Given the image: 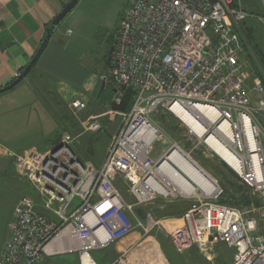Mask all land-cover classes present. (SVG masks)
<instances>
[{
	"label": "built area",
	"instance_id": "2783aa9c",
	"mask_svg": "<svg viewBox=\"0 0 264 264\" xmlns=\"http://www.w3.org/2000/svg\"><path fill=\"white\" fill-rule=\"evenodd\" d=\"M263 18L244 11L240 0H132L101 78L115 85L118 105L126 91H131L132 105L123 115L104 162L98 168L81 161L71 148L74 139L69 135L45 153L10 152L17 174L36 190L44 213L32 198L20 199L0 264H46L49 257L67 254L78 255L80 264H97L93 252L107 249L137 228L148 235L159 226L150 221V214L145 221L139 220L135 211L168 197L158 185L171 188L173 197L186 196L160 171L179 147L153 119L158 112L173 115L187 136L257 196L264 226V79L243 62L247 44L241 28ZM86 107L79 99L70 104L74 113ZM175 107L193 116L203 128L202 135L175 114ZM100 129L98 122L87 128L90 132ZM162 140L172 143L154 158V144ZM120 181L132 202L121 195ZM223 194L218 187L211 195L194 197L180 218L183 225L167 233L175 252L183 254L193 247L206 252L221 243L234 251L229 264H264V235L258 233L260 221L251 215L258 209L222 205Z\"/></svg>",
	"mask_w": 264,
	"mask_h": 264
},
{
	"label": "crops",
	"instance_id": "0c3cea01",
	"mask_svg": "<svg viewBox=\"0 0 264 264\" xmlns=\"http://www.w3.org/2000/svg\"><path fill=\"white\" fill-rule=\"evenodd\" d=\"M69 1L0 0V87L11 84L17 79L16 75L20 76L23 73L41 46L46 30ZM90 3L89 0L79 1L76 8H80V11L70 19L71 13L63 22L28 77L13 90L0 95V170L4 173L7 172L9 164L11 165L9 159L11 151L23 149L38 153L46 152H39L32 140V135L36 132L31 133V129L37 130L41 120V116L38 115L39 110L42 112L45 110L47 115L50 114L51 118H54L56 102L68 111L71 101L79 99L89 104V96H96L103 74L99 68L101 65L97 69L89 67L92 59L91 52L86 49V42L95 35L96 30L90 27V19L83 8ZM242 8L248 12L243 6ZM67 31L72 33L68 34ZM105 64L107 70V61ZM92 122L98 121L88 123ZM98 123L101 125L99 135L104 130V126ZM53 138L49 139L52 146L57 142L58 137L57 139L55 137V142ZM98 138L100 139V136ZM88 144L95 145L92 139H88ZM105 157L106 152L101 159L95 158L96 167H101ZM87 161L94 163L92 159ZM29 197L37 203L35 197ZM20 199L11 208L4 210L7 215L2 216L4 211L0 214V256L8 240L9 224ZM37 205V210L44 213L40 203ZM166 207V215L164 214L158 221L165 232H157L153 237H149V234L145 235L144 232L134 230L130 236L113 243L107 249L93 252L95 262L97 264H174L168 256L169 250L173 247L167 233L183 225L180 218L188 207L184 211ZM139 210L143 209L139 208ZM147 214L145 212L146 216ZM136 217L141 221L146 220V217L144 219H140L137 215ZM258 233L264 235V226L261 222ZM67 255L76 256L79 261L78 255ZM177 255L179 264H229L233 260L234 251L221 243H214L206 252L193 247ZM55 257L57 256L49 257L46 264H54L52 258Z\"/></svg>",
	"mask_w": 264,
	"mask_h": 264
},
{
	"label": "rangeland",
	"instance_id": "374dc122",
	"mask_svg": "<svg viewBox=\"0 0 264 264\" xmlns=\"http://www.w3.org/2000/svg\"><path fill=\"white\" fill-rule=\"evenodd\" d=\"M91 3L85 5L83 11H86L87 17L90 19V27L95 31V35L86 42L87 51L91 52L90 58L92 59L89 67L97 69L100 65V71H102V76L106 73V64L108 57L109 49L112 47V44L115 42L116 31L120 25V22L123 16L128 12L132 0H89ZM241 6H243L248 12L260 13L259 15L264 16V3L262 0H240ZM81 7V6H80ZM76 8L70 19L74 17L80 10ZM258 15V14H257ZM264 19V18H263ZM255 23H251L253 26ZM243 29V37L245 39V45L258 51L261 50L258 48L256 43L250 44L248 40V32L244 30V24L241 25ZM253 28V27H252ZM255 28L259 29V38L262 36L260 42H262V51L264 50V21L256 22ZM254 29V28H253ZM256 33V30H253ZM252 33V32H251ZM257 35V34H256ZM245 47V46H244ZM98 48V49H97ZM95 52V53H93ZM93 53V54H92ZM252 52L247 48L244 50L242 56L243 62L253 73H257V69L254 67L253 59L251 58ZM263 57V55H262ZM95 65V66H94ZM105 68V69H104ZM255 72H254V71ZM257 76L262 78V74ZM115 85L109 79L107 83L102 81L99 86L96 96L90 97V102L87 104V107L82 112H73L70 109V104L66 111L63 107L59 106V102H56V109H54V118H51L50 114L47 115L45 110H39L38 115L41 116L39 121V128L37 130L31 129V133L36 132L32 135L33 145L38 149L39 152H45L52 147V142L50 138H53V142L62 138L65 135H69L74 139V142L71 144L73 152L79 157L83 162H86L90 159V156L84 152L87 150L88 139L95 143L93 151L96 155V159H101L105 152L111 144V141L117 135L118 130L121 126L122 119L125 111L116 109L120 105L115 103L116 93ZM253 100H257V97H252ZM36 111V108L34 109ZM45 113V114H44ZM121 117V118H120ZM49 119V121H48ZM52 119V120H51ZM113 119H115L113 121ZM153 119L157 123L161 124L163 129L174 139L175 143L178 144L180 150H182L195 164H197L222 190L226 189L229 193L233 195L238 193L247 195L253 200H257V196L252 195L248 189L243 190V186L239 178L228 169V167L222 163L217 157L213 156L204 146L198 145L197 141L187 136V130L181 123L171 114H164L163 112L155 113ZM98 121L104 126V130L98 132H90L87 130L88 125L91 121ZM51 121V124H50ZM106 121V123L104 122ZM106 125V126H105ZM78 126V127H77ZM53 127V130H52ZM76 129L78 131H76ZM109 132V134H108ZM107 135V136H106ZM100 136V139L98 138ZM110 138L108 139V137ZM56 137V139H55ZM57 139V140H58ZM110 140V142H109ZM170 141V142H169ZM168 144L166 142L159 141L154 144L153 157L158 158L167 148L171 145L172 141L169 140ZM104 142L106 145H104ZM109 142V143H108ZM92 148V146H90ZM89 148V147H88ZM103 148V149H102ZM107 149V150H106ZM26 152L23 149L18 151H11V154H22ZM11 165L9 164L8 170L6 173L0 170V197L2 202L0 203V214L7 208H11L16 201H18L22 196H32L37 199V203H40L36 190L24 179H22L18 174L13 164V159L10 157ZM94 160V165L97 163ZM9 163V162H8ZM99 166V165H98ZM238 179H237V178ZM228 181H232L231 183ZM119 182L120 193L127 202H132L133 199L128 195L126 188ZM241 188L240 190H238ZM195 199L185 197L176 198L172 195H168L167 198H159L156 202L151 205L142 207L144 212L150 214L152 220L150 221H160V218L165 214L166 206H170L173 209H178L179 211H184L187 207L194 203ZM166 205V206H163ZM262 206V205H261ZM162 207V208H159ZM169 207V208H170ZM168 208V209H169ZM248 207V209H250ZM164 209V210H163ZM238 209H247L244 206H240ZM255 213H251L252 216L258 219L261 222V211L259 208ZM139 209L135 211V215L140 217ZM7 215V212H3L2 216ZM166 215V214H165ZM141 219V218H140ZM134 224L136 223L135 219H132ZM162 229V230H161ZM135 231L143 233L142 229L137 228ZM163 230L161 224L152 229L149 233V237H153L156 233H160ZM165 232V231H164ZM161 235V234H160ZM173 247V246H172ZM102 254L103 252H98ZM172 263L179 264V256L175 252L174 248H171L168 252ZM53 259L54 264H79L76 256L62 255L57 256Z\"/></svg>",
	"mask_w": 264,
	"mask_h": 264
},
{
	"label": "bare ground",
	"instance_id": "6f19581e",
	"mask_svg": "<svg viewBox=\"0 0 264 264\" xmlns=\"http://www.w3.org/2000/svg\"><path fill=\"white\" fill-rule=\"evenodd\" d=\"M175 114L190 126L199 135H202L203 128L200 126L193 116L184 111L180 107L173 108ZM210 145L218 151V153L230 161V156L217 145L215 141L209 139ZM165 175L170 185L179 190L184 196L193 198L197 196L211 195L218 185L214 182L197 164H195L182 150L175 148L169 155L167 161L160 169ZM157 189L164 195L174 193L167 186H157ZM85 264H89L85 261Z\"/></svg>",
	"mask_w": 264,
	"mask_h": 264
},
{
	"label": "trees",
	"instance_id": "16d2710c",
	"mask_svg": "<svg viewBox=\"0 0 264 264\" xmlns=\"http://www.w3.org/2000/svg\"><path fill=\"white\" fill-rule=\"evenodd\" d=\"M251 13H253L255 15L258 14V16L260 14V13H254V12H251ZM252 22L255 23L253 26H251ZM252 22L249 21V22L244 23V27H245L244 30H246L248 32V36H249L248 40H251V41H249L250 44L256 43L255 45H257L258 48H260L261 50L256 51L253 48L249 47L248 45L246 48H248V50L252 52L251 58L253 59L254 67L258 71L257 72L258 75L262 74V78H263L264 77V50L262 51V46H261L262 42H260V40H259L262 38V36L259 38V29L255 28L256 21L255 22L252 21ZM253 30H256V33ZM113 45H114V43L112 44V47H113ZM262 55H263V57H262ZM132 98H133V93L131 91H126L125 96L122 100V104L119 107H115V108L119 109L123 112L129 111V109L132 105ZM166 115H167V113H166ZM59 141H60V139H58L55 144H57ZM87 146L89 148L87 147L86 148L87 150H85L84 152H86L90 156V159L93 160V158H96V155H95L94 151L92 150L94 146H92V148L89 146V144ZM228 182L231 183L232 181H228ZM242 186L244 187L243 190L248 189L243 184H242ZM240 189L241 188H239L238 190H240ZM248 191L251 193L250 189H248ZM223 193L224 194H223L222 198L219 200V203L222 205H225V206H230V207H235V208H239L240 206H244V207L248 208V207L253 205L256 208H260L262 205V203L258 199L255 201L252 198L248 197L247 195H244V193H242V194L236 193L233 195L232 193H229L226 189L223 190ZM138 211H139L140 218L144 219L146 217L145 212L143 210H138Z\"/></svg>",
	"mask_w": 264,
	"mask_h": 264
},
{
	"label": "water",
	"instance_id": "95a60500",
	"mask_svg": "<svg viewBox=\"0 0 264 264\" xmlns=\"http://www.w3.org/2000/svg\"><path fill=\"white\" fill-rule=\"evenodd\" d=\"M80 0H70L65 7L62 9V11L54 18L52 21L50 27L46 30V35L44 40L41 43V46L39 47L36 55L32 59V61L29 63V65L25 68L23 73L11 84L3 87L0 89V95L5 94L11 90H13L15 87L20 85L32 72V70L37 66L42 54L46 50L50 40L52 39L53 35L58 31V29L62 26L63 22L67 19V17L74 11L76 6L78 5ZM113 52V47L109 49L108 57H107V64L110 63L111 55Z\"/></svg>",
	"mask_w": 264,
	"mask_h": 264
}]
</instances>
